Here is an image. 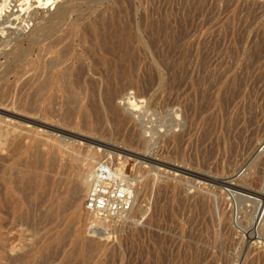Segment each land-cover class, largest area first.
Returning a JSON list of instances; mask_svg holds the SVG:
<instances>
[{
  "label": "rangeland",
  "instance_id": "rangeland-1",
  "mask_svg": "<svg viewBox=\"0 0 264 264\" xmlns=\"http://www.w3.org/2000/svg\"><path fill=\"white\" fill-rule=\"evenodd\" d=\"M1 9L0 75L19 47L27 55L21 79L0 76L2 108L25 119L0 137V264H264V0ZM78 18L87 31L72 28ZM51 23L58 31L29 46ZM89 157L86 173L105 157L130 165L136 189L107 239L88 235L86 190L79 203L73 192Z\"/></svg>",
  "mask_w": 264,
  "mask_h": 264
},
{
  "label": "built area",
  "instance_id": "built-area-1",
  "mask_svg": "<svg viewBox=\"0 0 264 264\" xmlns=\"http://www.w3.org/2000/svg\"><path fill=\"white\" fill-rule=\"evenodd\" d=\"M89 182L91 188L85 200V210L90 214L88 235L97 239L114 237L118 224L132 213L135 187L126 170L106 157L94 165Z\"/></svg>",
  "mask_w": 264,
  "mask_h": 264
},
{
  "label": "bare ground",
  "instance_id": "bare-ground-1",
  "mask_svg": "<svg viewBox=\"0 0 264 264\" xmlns=\"http://www.w3.org/2000/svg\"><path fill=\"white\" fill-rule=\"evenodd\" d=\"M67 14H68V9L66 8V7H62L61 9H60V7H59V10L53 15V17H55V18H58L59 20H64V18L67 16ZM3 15V10L1 9L0 10V17ZM27 20V19H26ZM26 20H25V22H26ZM83 20H84V17H83ZM82 19H80V18H78L76 21H74L73 22V24H72V28L73 29H79V30H86L87 31V26L85 27H82V26H80V23H81V21H83ZM2 24V23H1ZM0 24V25H1ZM19 25H22V24H19ZM18 25V28L20 27ZM26 25V24H25ZM4 28V25L3 26H1L0 27V31H2V30H4L3 29ZM5 28H7L6 29V31L9 29L8 27H6L5 26ZM16 28V27H15ZM21 28V27H20ZM58 26H57V24H53V23H51V24H48L46 27H44L43 29H41V30H38L37 32H32V34H31V36H29V41H28V44H29V46H32V45H35V44H37L38 42H39V39H40V37L41 36H46V37H49V36H51V35H54L57 31H58ZM19 30V29H18ZM22 30V29H21ZM5 31V32H6ZM15 31V30H14ZM13 30L12 31H10V33L11 32H14ZM17 31V30H16ZM85 31V32H86ZM0 35H2V32H0ZM3 36H4V32H3ZM7 35L5 34V37H6ZM2 37V36H1ZM4 37V38H5ZM3 38V39H4ZM8 38V37H7ZM11 41V40H10ZM61 41V38L60 39H58V40H54V42L52 43H50V44H52L51 46H56L59 42ZM7 42V41H6ZM8 43V42H7ZM6 43V44H7ZM6 44H4V45H6ZM8 45V44H7ZM50 47V46H49ZM6 48V47H5ZM5 48H3V49H5ZM51 48V47H50ZM66 48H68V46L66 47ZM3 49H0V50H2L3 51ZM71 51H72V47H71ZM8 53V52H7ZM26 55H27V50L26 49H24V48H21V47H19L18 48V50H17V52H15L14 54H13V56H12V59L10 58H8V61H7V65L5 66V68L3 69V71H2V75H0L1 77H6L7 76V73H9L10 71H12V70H14V72H15V74H16V77H17V80L18 79H21V77L23 76V74H24V69H23V67H22V62H23V60L25 59V57H26ZM9 56V55H8ZM66 60H62L60 57H56L55 58V60H54V68L55 67H57V66H59V65H62L64 62H65ZM75 68V67H74ZM82 68H84L83 67V65H80V67L78 68V69H82ZM67 74V71H64V72H61L60 74H58V75H66ZM80 76V75H79ZM3 78H1V79H3ZM50 86H51V84H50ZM4 97H5V91H4V89H2V88H0V137L2 138V137H9V135H11L13 132H14V130L17 128L15 125H12L11 124V122L10 121H12V119L13 118H17V119H19V120H22V121H25V119L24 118H22V117H19V116H17L16 115V113L14 112V111H12V110H10V109H4V108H2V105H4L3 103V101H4ZM139 102H141V101H138L137 99H132V100H130L129 101V104H127L128 105V109H125L126 110V112H128L129 114H136L137 112H139L140 111V105H138V103ZM143 102V101H142ZM73 103V102H72ZM16 109H17V107H16ZM76 109V108H75ZM20 112V111H19ZM132 115V116H133ZM140 115V114H139ZM21 116V115H20ZM38 117V116H37ZM31 121V120H30ZM116 121V120H115ZM31 122H33V121H31ZM31 122H30V126H31ZM40 122V121H39ZM38 123V122H37ZM37 123H35V124H37ZM42 123H44V122H42ZM28 123H26V125H27ZM38 125V124H37ZM43 125H46V123L45 124H43ZM43 125H41V123H40V126H43ZM34 126V125H33ZM49 126H50V124H49ZM48 126V127H49ZM53 126V125H52ZM52 126H51V128H52ZM57 126V124L56 125H54V127H56ZM32 127V126H31ZM47 127V126H46ZM57 128H58V126H57ZM47 129V128H46ZM53 129V128H52ZM59 130V129H58ZM48 132H49V130H47ZM55 131V130H54ZM53 131V132H54ZM63 131V130H62ZM61 131V132H62ZM67 131V130H66ZM57 132V131H56ZM59 132V131H58ZM67 133V132H66ZM74 133V132H73ZM72 133V134H73ZM62 134V133H61ZM65 134V133H64ZM57 135V134H56ZM71 135V134H70ZM72 136V135H71ZM70 136V137H71ZM60 137V136H59ZM58 137V138H59ZM62 137V136H61ZM65 138H67V137H65ZM83 139H85L84 137H83ZM94 139V138H93ZM2 140V139H1ZM6 140V139H5ZM89 140V139H88ZM90 140H92V139H90ZM89 140V141H90ZM68 142V141H67ZM93 142H94V140H93ZM61 143V142H60ZM90 143H91V141H90ZM96 144V143H95ZM1 146H3V144L1 145ZM1 148V147H0ZM8 148V147H7ZM96 149H98V150H100V148H98V147H95ZM66 149V148H65ZM2 150V149H1ZM66 151V150H65ZM75 154V153H74ZM94 154V153H93ZM127 157V156H126ZM127 160V159H126ZM125 160V161H126ZM124 161V162H125ZM4 162H5V160H4ZM129 162V161H128ZM92 164H93V157H89V159H86V160H84L83 162H80L78 165H77V167H76V169H75V174H74V176H75V179H74V186H72L73 187V192H74V194L76 195V203H79V201H81V199H82V196H83V192L85 191L86 193H85V200H86V197L88 196V194H89V192H90V188H91V185H90V182H89V175H90V170H89V173H86V171H87V166H88V168H91V166H92ZM131 164V163H130ZM122 165V164H121ZM127 165V164H126ZM125 165V168H124V166L122 165L121 167L122 168H124L125 170H126V168L128 169V166H130V165H127L126 166ZM130 168V167H129ZM65 170V169H64ZM131 170V169H130ZM130 173V172H129ZM128 179L131 181V180H133V178H130V176L128 175ZM232 184L230 183V186H231ZM188 187V186H187ZM87 188V189H86ZM188 189V188H187ZM137 193H138V191H137ZM134 197H135V199H134V204H133V209H135V206H137V203H136V201H137V198H136V189L134 190ZM67 205V204H66ZM141 206V205H140ZM142 207V206H141ZM139 209H141L140 207H139ZM139 211V210H138ZM86 213H88L87 211H86ZM264 213V212H263ZM88 215H89V218H90V214L88 213ZM77 217L78 218H80V214H78L77 215ZM263 217H264V214H263ZM263 217H262V220H264L263 219ZM137 222V221H136ZM5 225V224H4ZM261 226V222L259 223V226L258 227H260ZM263 226V225H262ZM263 228V227H262ZM263 231H264V228H263ZM89 247L90 248H92V245H89Z\"/></svg>",
  "mask_w": 264,
  "mask_h": 264
}]
</instances>
